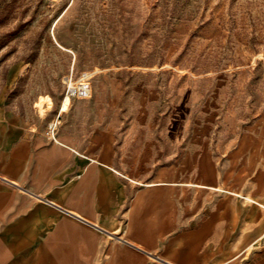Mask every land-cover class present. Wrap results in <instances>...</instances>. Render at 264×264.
<instances>
[{"label":"crops","instance_id":"1","mask_svg":"<svg viewBox=\"0 0 264 264\" xmlns=\"http://www.w3.org/2000/svg\"><path fill=\"white\" fill-rule=\"evenodd\" d=\"M101 78L73 119H59L72 101L62 96L54 139L44 96L36 120L0 100V264H264V212L252 205L264 181L246 185L250 155L189 142L176 121L156 153L122 84Z\"/></svg>","mask_w":264,"mask_h":264},{"label":"rangeland","instance_id":"2","mask_svg":"<svg viewBox=\"0 0 264 264\" xmlns=\"http://www.w3.org/2000/svg\"><path fill=\"white\" fill-rule=\"evenodd\" d=\"M83 72L91 97L71 98L60 120L93 105L109 76L121 103L136 105V135L158 137L156 153L176 121L189 142L207 137L222 156L250 155L246 185L264 181V0H0L1 102L26 105L36 120L44 96L37 106L52 102L43 116L52 122L65 76Z\"/></svg>","mask_w":264,"mask_h":264},{"label":"built area","instance_id":"3","mask_svg":"<svg viewBox=\"0 0 264 264\" xmlns=\"http://www.w3.org/2000/svg\"><path fill=\"white\" fill-rule=\"evenodd\" d=\"M92 77V74L89 72H83L80 74V76L76 79H72V75L65 76V79L63 80V83L66 86V94L70 98H86L88 97V90L90 89V78ZM84 83V84H82ZM55 124L49 123L47 134L48 137L51 139H54L55 134Z\"/></svg>","mask_w":264,"mask_h":264}]
</instances>
